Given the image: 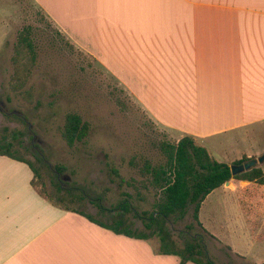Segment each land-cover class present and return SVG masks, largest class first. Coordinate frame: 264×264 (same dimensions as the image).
<instances>
[{
	"label": "crops",
	"instance_id": "0c3cea01",
	"mask_svg": "<svg viewBox=\"0 0 264 264\" xmlns=\"http://www.w3.org/2000/svg\"><path fill=\"white\" fill-rule=\"evenodd\" d=\"M32 1L59 34L113 75L148 118L178 140L192 136L228 166L264 154L255 130L264 127V0ZM255 166L264 172V163ZM32 176L26 163L0 155V264L178 263L148 241L55 207L31 184ZM227 182L211 192L231 200V210L241 199L250 207L255 191L264 190L247 180ZM205 202L202 229L220 244L230 246L235 237L239 250L248 248L257 259L254 264H264V255H255L256 234L235 235L231 223L215 220L213 205L206 216L210 225L202 221ZM241 211L245 226H252L248 217L254 212ZM220 234L227 240H217ZM228 244L231 254L244 257Z\"/></svg>",
	"mask_w": 264,
	"mask_h": 264
},
{
	"label": "rangeland",
	"instance_id": "374dc122",
	"mask_svg": "<svg viewBox=\"0 0 264 264\" xmlns=\"http://www.w3.org/2000/svg\"><path fill=\"white\" fill-rule=\"evenodd\" d=\"M22 36L32 43L33 52L25 46L19 47ZM15 59L20 62L15 63ZM17 66L20 73L28 72L27 78L22 77L20 90L14 91L13 85L17 82L13 74ZM71 112L79 114L90 126L87 137L72 147L61 135L65 116ZM256 129L260 130L258 140L264 142V127ZM177 138L152 122L135 99L95 59L59 34L32 0H0V139L11 142V151L31 162L36 169L33 185L39 193L53 200L55 207L82 210L110 222L112 214L106 210L122 201L124 192H129L132 206L143 216V211L152 210L155 190L141 186L145 181L142 167L145 161L152 165L163 163L165 156L160 145L175 143ZM55 165L64 166V170L58 172ZM121 177L124 182L120 181ZM127 181L133 182L135 187L128 186ZM255 193L257 202L250 207L241 199L231 210V200L226 202L218 192H211L205 198L201 213L202 221L210 225L206 216L213 205L215 220L224 225L231 223L235 235L244 238V235L256 234L259 245L254 246L258 249L255 255L261 256L264 255V190L258 189ZM97 197L101 198L104 211L93 203ZM248 209L254 212L253 217H248L252 226H245V215L241 211ZM191 210L189 207L184 218L167 223L179 246L198 239L207 257L215 263L256 262L257 259L248 254V248L239 250L234 244L235 237L230 246L244 257L231 254L225 246L227 238L217 235V240L225 241L218 243L195 223ZM236 214L240 215L233 217ZM228 216L231 218L227 219ZM126 217L133 228L148 232L133 212ZM148 242L157 249V236L150 237Z\"/></svg>",
	"mask_w": 264,
	"mask_h": 264
},
{
	"label": "trees",
	"instance_id": "16d2710c",
	"mask_svg": "<svg viewBox=\"0 0 264 264\" xmlns=\"http://www.w3.org/2000/svg\"><path fill=\"white\" fill-rule=\"evenodd\" d=\"M18 45L19 47L25 46L28 51L33 52L32 43L25 36L19 39ZM14 62L20 61L15 59ZM18 69L17 66L13 74V78L17 82L16 85H13L14 91H19L23 83L21 81L23 78H27L28 71L20 73ZM89 127V123L84 121L79 114L71 112L65 116L61 135L67 145L72 147L76 142L83 141L87 137ZM11 147V142L0 139V155L26 163L35 175L36 169L31 162L15 155L11 151ZM160 149L165 156V161L157 165L145 161L141 171L145 177L141 186L145 189L152 187L155 190V199L150 212L143 211V216H140L132 206L130 201L132 194L129 192H124L125 198L113 208L106 210L112 214L110 222H104L82 210L66 207L64 209L78 213L98 226L118 235L145 241H148L152 236H157L159 243L157 249L153 247L154 251L157 254L177 256V264H185L189 261L196 264H216L207 257L204 247L198 239L186 241L183 246H179L173 239L167 223L184 218L188 208L191 207L192 219L199 227L203 228L199 220V210L202 201L212 190L220 187L232 177L264 185L263 169L260 166H253L246 171L231 175L230 168L226 163L212 158L207 150L198 145L190 135H183L175 143L164 142L160 145ZM246 160L248 159L243 158L235 161L234 164H240ZM55 169L62 172L64 166L55 165ZM113 172L117 174L115 169ZM120 181L124 182V179L121 177ZM126 183L128 186L135 187L133 182L127 181ZM31 184L33 185V179ZM47 199L53 201L50 198ZM93 203L100 211L105 210L101 204V198L97 197ZM129 212L140 217L148 232L139 231L131 226L126 217Z\"/></svg>",
	"mask_w": 264,
	"mask_h": 264
},
{
	"label": "water",
	"instance_id": "95a60500",
	"mask_svg": "<svg viewBox=\"0 0 264 264\" xmlns=\"http://www.w3.org/2000/svg\"><path fill=\"white\" fill-rule=\"evenodd\" d=\"M264 161V154L260 155L256 159H251L240 164H232L229 166L231 175H235L236 173L246 171L251 167L255 166L257 163H262ZM228 182H225L227 184Z\"/></svg>",
	"mask_w": 264,
	"mask_h": 264
}]
</instances>
